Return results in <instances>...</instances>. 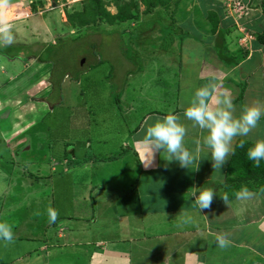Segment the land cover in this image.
Segmentation results:
<instances>
[{"label":"rangeland","instance_id":"rangeland-1","mask_svg":"<svg viewBox=\"0 0 264 264\" xmlns=\"http://www.w3.org/2000/svg\"><path fill=\"white\" fill-rule=\"evenodd\" d=\"M104 1L108 3L107 10L115 14V5L123 4L127 0ZM209 1L211 3L213 0ZM257 1L260 2V0ZM77 2L74 0H10L5 12V19L12 25L13 42L11 44L0 42V47L11 51V56L16 54L22 58L18 59L17 56L15 57L17 59H10L0 54V154L4 157L0 158V164L6 166L0 165V221L12 225L14 232L13 243L6 246L5 242L0 241V264H5L7 257L13 252L11 247L18 246V241L22 242L21 240L26 238L25 225L19 227V220L15 219L16 216L12 213L17 204L5 196L9 188L7 164L10 159L7 157L9 154H16V150L12 151L9 147L14 148L21 142L17 152L28 167L36 164L29 161L30 159L42 157V163L47 162L46 158L53 159L51 170L57 169L61 160L62 163H69L63 158L65 148L66 151L70 152L73 149L75 153L82 155L84 150L80 144H77V139L84 141L91 138V142L96 141L97 138L107 140L108 144L99 145L100 151L107 153V146L111 147L117 141L113 136L114 132L128 133L126 121L129 117L137 118L138 121L141 115L146 114L143 113L144 110L156 104H159L160 108L165 107L166 104L170 108L173 106L176 108L181 104L176 102L177 98L183 103L188 89L194 92L197 82L200 86L204 85V81L206 82V80L198 81V72L203 66L199 61L207 62L206 70L210 69L208 66H214L210 62L209 55L202 54L203 44L199 39H195L200 37L199 32L192 33L179 48L181 41L175 35L177 29L167 25L174 22L177 16L167 19L165 15L158 18L155 14H140L134 22L112 26L105 22H98L96 25L76 30L66 22V15L82 8ZM202 2V7L206 9L222 6V10L236 13L234 10L237 8L240 10L237 18L242 17L244 10H251L253 7L249 4L244 6L242 0H217L212 4L204 0ZM183 5V1L176 0L172 11H176L177 6H180L177 12H184ZM143 9L144 6L138 4L139 13H144ZM160 11L163 13V10ZM170 15L172 17L174 12ZM180 16L183 18L182 14ZM233 22L237 32L238 30L240 32L227 33L230 35L227 37L229 45L227 43L226 45L229 47L228 53L236 56L242 51L248 52V45L259 32L251 31L245 21ZM31 54H38L40 61L36 58H28ZM156 69L159 73L153 76L152 79H155L152 80L151 77ZM180 69L183 75H175L171 80L165 79L167 73L174 70L178 73ZM187 72L194 73L192 79L186 77ZM237 74L238 72L230 76H233L234 82H238ZM63 75L66 76L62 78ZM146 84L150 88L147 87L145 90ZM250 87L260 88L259 93L264 92L262 81ZM158 97L164 101V104L160 103ZM260 98L264 102V96ZM130 104H134L131 108L135 109V112L133 116L131 115L132 117H126L127 106ZM26 113L27 117L23 116ZM13 137L15 142L11 141ZM3 139L5 142H2ZM8 142L10 146L7 145ZM91 146L94 148L93 145ZM77 172L80 173V169ZM69 175L70 172L64 171L52 180H48L47 185L41 190L34 191L30 198H46L45 190L50 186L49 190L54 189L52 191V195L55 192L54 198L58 195L59 198L56 201L57 199L51 198L52 195L47 197L48 203L45 209L50 205H56V210H60L57 205H73L74 197H80L81 191H75L73 188L68 194L66 186L61 187L62 182L58 183L62 180L71 184ZM71 175L74 186L79 185L80 182L75 177L73 169ZM15 178L16 173L10 176V180ZM253 196L254 193H250L246 199H252ZM241 200L238 199L236 202L237 207L240 206ZM41 202L39 199L37 204L40 205ZM230 207L231 205L228 204L224 209ZM244 220L241 218V222ZM22 222L24 221L20 220V223ZM257 230L252 232L253 238L264 248V239H260ZM38 234L33 235L34 238ZM19 236L24 238L19 240L17 238ZM37 239L41 241L42 236L34 240L37 244L29 243L33 242L30 238L25 242L22 253L27 254L21 256L24 257L23 262L27 257L32 256L28 255V252L43 251L42 249L45 248L43 244L39 246ZM68 239L71 244L72 236ZM70 244L62 245L58 256L54 253L57 251L54 245L53 252L49 254L55 261L54 264H85L80 257L71 252H64ZM207 244L208 249L203 256L206 264H230L227 260L229 256H234L232 246L220 249L214 238L208 240ZM20 249L19 247V253ZM47 255L48 253H45V256ZM35 256H33L34 261L38 260L39 264L44 263V254ZM137 256L132 255L133 264H137L138 259L142 258L138 254ZM240 258V261L243 260L242 264H250L257 259V256L250 254ZM155 259L158 260L156 255L146 257L140 264H159ZM32 261L33 259L30 258L28 262Z\"/></svg>","mask_w":264,"mask_h":264},{"label":"crops","instance_id":"crops-1","mask_svg":"<svg viewBox=\"0 0 264 264\" xmlns=\"http://www.w3.org/2000/svg\"><path fill=\"white\" fill-rule=\"evenodd\" d=\"M175 1L170 0L167 7L159 6L161 8L157 7L151 13L141 14H155L158 18L165 15L167 19L177 16L174 22L167 23V25L177 29L175 35L181 41L179 48L192 33H196V31L200 33V37L195 39H199L203 44L202 54L209 55L210 62L214 66H208L210 69L206 70L207 62L199 61L203 66L198 72V81L206 80L204 84L214 82L221 90L226 89L232 96L236 115H239L243 105H250L256 101L262 102L260 96H264V92L259 93L260 88H251L250 86L261 81L264 82V45L260 44L255 37L247 47L249 50L246 51V58L237 66H227L216 55L214 49L216 34L210 33L208 21V16L211 13L219 17L220 27L226 31L225 40L228 45L227 37L230 34L227 33L240 32L235 29L233 21L235 23L245 21L251 31L260 34L264 30V13L260 5L262 0L260 2L242 0L244 6L249 4L253 7L251 10H244L242 17L239 18L236 17L240 14L239 9L234 10L236 13L222 10V6L206 9L202 7L203 0H181L184 2V12L178 13L177 9L180 6H177L176 11H172ZM204 1L210 3L209 0ZM213 2H217V0H213L210 4ZM160 10H163V13ZM171 12H174L172 17ZM184 34L187 36H183ZM228 45L226 46L229 49ZM181 71L180 69L178 73L175 70L169 72L165 79L171 80L175 75H183ZM237 72L238 82H233L231 78L233 79L234 73ZM193 74L187 72L186 77L192 79ZM231 75L233 76L230 77ZM153 76H156L155 71L152 78ZM199 86L200 83L197 82L195 88ZM240 86L245 88L242 97L239 96ZM147 87L150 88L146 84L145 90ZM192 93L193 91L187 90V94H185L187 97L183 99V103L177 98L176 102L181 104L176 108L174 106L170 108L168 104L160 108L159 104H156L154 107L144 110L143 113L146 114L141 115L138 121L137 118L129 117L126 121L128 133L114 132L113 136L117 141L113 146H107V153L99 149L100 144L109 143L107 140L97 138L96 141L83 146L84 151L82 155L78 156L79 159L86 156L85 149H88L89 146L93 157L91 160L83 161L74 170L75 177L80 184L70 186L68 182L66 186L68 194L74 188L75 191H81V196L74 197L73 205H57L60 210H58L59 216L54 224L48 222V217L45 214L40 216L43 218V224L25 218H15L19 220V227L25 225L26 236H23L28 239L22 236L17 237L19 240L24 239L21 240L22 242L18 241V246L11 247L14 255L10 253L5 264L14 262L39 264L38 260L34 261L33 256H42V254H44L43 264H54L49 256L54 250V245L57 250L54 253L58 256L61 253L60 247L70 244L68 238L71 236L72 243L68 249L65 248L64 252L73 253L80 257L82 262L85 261V264H133L132 255L137 256V254L142 257H139L137 264L145 261L146 257L154 255L158 258L155 260L159 264H206L203 256L208 249V240L215 239L217 234L226 235L232 242L231 246L238 259L230 261V264H242L243 260L240 261V257L244 252L246 256L250 254L257 256V259L251 261L250 264H264V248L253 238L254 234L252 233L258 229L260 239H264V191H249V193H254V198L242 199L238 207L236 206L238 201L236 196L231 197L229 198L231 207L224 209L226 204L220 196L225 193L222 185L225 182L226 168L231 155L221 170L213 169L210 153L203 144L205 133L198 127H193L192 122L186 120L183 115ZM158 100L164 104L160 97ZM132 105L134 104L127 106L126 117L133 116L135 109L131 108ZM170 112L178 115L180 122L188 129L185 146L195 157V162L188 169L180 167L178 162L167 161L163 152L154 153L152 159V154L146 146L138 143L143 139L148 125ZM256 139H264V116L247 137H236L233 147L238 140L253 142ZM111 154H114L115 157ZM118 154H122V157L116 158ZM94 157H106L113 160L96 165ZM52 160L50 168H52ZM56 162L59 163L57 159ZM66 169L67 166L60 162L57 169H50V171H57L55 176H59L64 171L71 172L73 167ZM79 169L80 173L77 172ZM69 176L71 183H74L71 173ZM193 186L212 188L215 191L216 195L209 209L199 210L190 197V189ZM51 207L55 208L56 206L52 205ZM241 218L245 220L241 222ZM20 220L24 222L20 223ZM36 233L39 234L34 238ZM40 235L42 240L38 241L37 239V241L39 246L43 244L45 248L43 247V251L32 250L31 252L35 254L28 252V255L32 256L27 257L23 262L24 257L21 256L27 254L22 253L25 242L30 238L33 242L29 243L37 244L34 240ZM19 247L22 249H20L22 254L18 251ZM243 247L249 251L246 252L242 249ZM45 253L48 255L45 256ZM30 258L34 262H28Z\"/></svg>","mask_w":264,"mask_h":264},{"label":"clouds","instance_id":"clouds-1","mask_svg":"<svg viewBox=\"0 0 264 264\" xmlns=\"http://www.w3.org/2000/svg\"><path fill=\"white\" fill-rule=\"evenodd\" d=\"M10 0H0V42L11 44L13 42L12 25L5 19V12L9 7ZM145 9V7H144ZM146 14V13H144ZM186 120L191 121L193 127H198L205 135L203 144L207 147L212 167L221 170L230 155L235 154L233 142L236 137H247L258 125L264 116V102L256 101L250 105H243L239 115H236V107L233 104L231 94L225 89L221 90L214 82H209L195 89L187 106L183 111ZM187 127L180 122V117L168 113L148 125L142 140L139 144L146 146L151 152H163L167 161L178 162L180 167L188 169L194 162L195 157L185 146ZM245 141L241 140L238 147L243 148ZM247 158L259 167L264 160V139H256L247 148ZM151 159V161H152ZM61 164L66 165L62 163ZM69 165L67 168H72ZM190 197L194 200L199 210L211 207L215 191L212 188L196 187L190 189ZM250 195L246 186L235 193L237 199H245ZM223 202L230 203L228 194L220 196ZM48 222L56 223L59 212L49 206L46 209ZM35 215L40 216V212ZM0 241L5 245L14 242L13 227L5 221H0ZM215 243L220 249H227L231 246V240L224 234H217Z\"/></svg>","mask_w":264,"mask_h":264},{"label":"trees","instance_id":"trees-1","mask_svg":"<svg viewBox=\"0 0 264 264\" xmlns=\"http://www.w3.org/2000/svg\"><path fill=\"white\" fill-rule=\"evenodd\" d=\"M169 2L170 0H127L123 4H116L115 5L116 13L111 14L107 10L108 3L104 0H81L77 2V4H79L82 8L78 11H74L69 14L67 13L66 22L70 25L72 29H76V30L96 25L98 22H105L106 24L110 26L114 24L120 25V24H124L128 22H134L135 20L138 19L139 15L141 14L139 13V10H138V4L143 5L145 7L144 13L147 14V13L153 12L154 9L159 6L167 7ZM260 5L262 6L263 13H264L263 0L261 1ZM219 20H220L219 17H217L214 13H211L208 16V21L210 25V33L216 34V38L214 42V49H215L216 55L219 58V60L222 61L225 65L230 66V67L237 66L242 60L246 58V51H242L238 53V55L236 56L228 53L227 46H226V40H225L226 31L220 27L221 25H220ZM256 40L260 44L264 45V30L260 34L256 35ZM0 54H3L10 59H17L15 58L17 56L19 57L18 59L22 58L21 56L16 55V54L11 56V51L4 50L3 47H0ZM28 58H31V59L36 58L37 61H40L41 59L38 54H31L28 56ZM155 72L157 75L159 73L158 69H156ZM66 75H63L62 78H64ZM231 80L234 82L232 78ZM244 89L245 88L243 86H240V89H239L240 97H242ZM24 115L27 117L28 114L26 113V114H23V116ZM11 139H12L11 141L13 142L15 140V137ZM87 140L81 141L80 139H77L76 142L78 145L80 144L81 148H83V146H85L86 144L88 145L90 144L89 142H91V138H87ZM240 141L241 140H238L234 145L235 154L231 155L230 160L227 164L225 182L222 185L225 189L224 190L225 193L228 194V198L234 197L235 193L238 192L242 186H246L248 191L250 192H263L264 191V160L261 161L259 167L254 166V163L247 158V154H246L247 148L252 145V142L245 141V146L243 148H240L238 147V144ZM2 142H5V140ZM20 143H17L14 148L9 147V149L12 151L16 150V154L15 155L9 154V156L7 157V159H10L9 164H7V171L9 173V178L7 182H8L9 188L5 196H7V198L10 201H14L17 204L18 208L17 207L13 208L15 209L14 210L15 212L12 211V213L16 216L15 218H25L33 222L35 221V222L42 223L43 218H40V216H43L44 214L47 215L45 207L48 202L46 200H48L47 197L52 195V191L54 189L52 191L49 190L50 186L46 188L45 190L47 192L46 198L45 197L30 198V197L34 191L41 190L42 187H45L48 183V180H52L56 174L50 171L51 169L50 160L51 159L49 158H46L47 162L45 163L41 162L42 157H38L33 160L30 159L29 161H33L36 163L35 166H31V167L26 166L27 163L22 161L21 156L17 152V148L20 147L19 146ZM7 145L10 146V142H8ZM9 149L7 148V150ZM88 149H86V156L80 160L78 157L79 154L76 155L73 149L69 152V151H66V148H65L64 150L65 153H64L63 158L65 161H68L69 163L71 162V164L66 163L65 166L69 167V165H72L73 170H75L78 165H81L83 163V161L86 162L88 160H91L93 157V154L90 149V146ZM111 155L114 156V154H111ZM121 157H122V154L116 155V158H121ZM0 158L1 159L4 158L2 154H0ZM93 159L95 160L96 165H99L101 163H106L108 161L113 160V159L109 160V158H106V157H100V158L94 157ZM1 166L6 167L4 165H1ZM68 169L69 168H67L66 170ZM15 173H16V178L10 180V176H12V174H15ZM49 182L51 183L52 181H49ZM58 183H61L60 184L61 187H63L64 185L65 186L68 185V182L66 181L63 182L62 180L58 181ZM71 185H74V183H71L70 186ZM54 195H55V192L51 196L52 199L59 198V195L57 198H54ZM39 199L42 201L40 205L37 204ZM56 201H58V199ZM53 206H56V205H53ZM42 211H43V214H42ZM36 212H40L41 215L40 216L35 215ZM242 249L245 250L246 252L249 251V249L244 248V247ZM240 251H236V252L239 253ZM242 256L243 257L246 256L245 252L242 254ZM237 259L238 257L236 253L234 252V256L233 257L230 256L227 261L232 262V260L236 261ZM51 262H53V260Z\"/></svg>","mask_w":264,"mask_h":264},{"label":"built area","instance_id":"built-area-1","mask_svg":"<svg viewBox=\"0 0 264 264\" xmlns=\"http://www.w3.org/2000/svg\"><path fill=\"white\" fill-rule=\"evenodd\" d=\"M237 4H239V3H237Z\"/></svg>","mask_w":264,"mask_h":264}]
</instances>
